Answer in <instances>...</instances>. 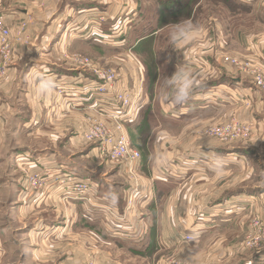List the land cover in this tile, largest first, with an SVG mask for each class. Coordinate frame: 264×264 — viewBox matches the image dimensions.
I'll return each mask as SVG.
<instances>
[{
	"label": "rangeland",
	"instance_id": "374dc122",
	"mask_svg": "<svg viewBox=\"0 0 264 264\" xmlns=\"http://www.w3.org/2000/svg\"><path fill=\"white\" fill-rule=\"evenodd\" d=\"M139 1L143 8V20L152 25V27H155L154 29L160 30V36L155 46L156 49L146 44L152 45L153 41L151 39V41L148 40L145 44H141V46L133 48V50L101 43H98L100 44L98 46L93 45L91 47H85L79 42L77 44L75 43L71 49L66 48L64 51L61 50L59 56H61V61L63 60L64 63L59 65L61 62L59 63L58 61L57 64L68 70L77 71L79 67L75 62V58H88L91 64L95 66L116 70L119 74L120 82L125 87L131 88L133 85H138L137 80L133 79H137L136 77L139 75L140 63L144 74V90L147 93L148 99L152 104H154V100H156V102L157 100H162L164 104H167V101L162 99V94L165 90L169 91V93L171 90L164 89L162 85L164 77L169 76V69L173 66V63L176 65L172 67L174 71H177V69H185L192 72L197 81V86L194 90L201 89L204 83L216 76L217 72L214 69L221 68V64L225 63L227 65H222L227 67L232 75L234 74L247 78L254 87L253 89H256V91L264 96V90L256 87L252 79V74L239 71L238 68L228 61L229 58H233L240 62H250L253 67H257L262 75H264L263 64L231 53V51L238 52V49L234 42V33L230 27L245 24V20L247 21L248 19V8L238 6L235 0ZM27 3H29L27 0H0V18L4 25L8 27V24L3 18L4 15L12 10L25 8ZM260 18L262 19L261 23L264 24V14H260ZM182 21L191 22L193 26V36L186 44L177 50L172 46L170 34L174 30L175 25ZM23 22H26L25 19L21 20L17 27L13 28L14 30L11 33V37L14 36L16 30H18L17 28ZM26 24H28V21ZM8 28L10 29V27ZM208 28L210 29V34L205 31ZM26 29L24 34L26 36L25 43H16L12 41L10 37V50H12L13 57L8 63L6 75L0 83L5 80L8 69L15 62L18 46L30 47L32 42L40 41L42 37L39 35V31L33 38L28 36L26 35ZM202 30L204 34L201 33ZM197 32L199 36H197ZM93 40L96 41V43L101 42V39ZM128 51L132 54H129ZM133 57L139 63L135 62ZM30 59L31 58H29V61ZM210 59L212 61H210ZM25 61L27 64L25 63V65L24 62H21L16 67L17 70L23 71L24 68L25 71L28 68L30 62H27L28 59ZM169 63L172 64L171 67H169ZM206 66H208L207 69H205ZM63 83L64 82H61L58 87H65ZM155 88L157 97L153 98V90ZM57 89L55 90V105L50 103L49 106L52 119L56 115L54 113L56 111L55 109L60 108L61 110L62 108V114L64 115L69 114L73 110L65 111L63 101L58 97ZM241 111L245 113L242 117L243 121L238 114L231 113L229 110L219 112L210 109L207 115V118H209L208 122L205 124H188L187 126L190 129L188 132H197V134L194 133V135H197L196 138L210 142V144H212L211 148L214 149H240L238 153L244 156L243 159L240 160L234 157V160L238 162L230 161V163L226 165L228 167L231 165L230 167L232 168L234 165H239L243 160L245 162L244 165H246L248 169H252L251 162L255 160L261 163L262 175L258 176L260 172L259 169H257V174L255 176L248 175L251 174L252 171L245 173L247 174L245 179L243 178L235 181L234 186H236L228 189V191H242V189L246 188L251 190L253 189L251 187L255 184L256 186H260L261 189H257L259 192L256 193L261 195L262 189H264V108L257 109L254 107V103L252 101L250 103L248 100L237 108V112L241 113ZM81 114V124H79L77 132V136L80 140L79 145L76 146L77 144L75 143L76 145L74 148H66L67 139L64 138L65 142L63 143L62 141L63 145L61 146V152L63 156L70 159L78 154L77 151L81 152L82 159H77V163L79 162L80 164H78L82 166L84 175L81 177L76 175L77 177L75 176L74 178L90 182V180L87 179V177L90 178L88 171L94 172L95 175L93 179H95V183L100 185L98 190L101 195H103V198H106L104 196L107 195V190L112 191L114 196L122 198V209H117L119 213H123L124 206L130 194L131 181L128 176L123 174L122 169H119L115 164L98 156L97 151L94 150L96 145L85 143L82 140V133L88 124V117L96 119L100 117L96 112L89 110H83ZM152 116L150 117V115L146 113L140 120L138 118L139 116H137L126 126L130 145L140 153V160L144 163L151 160L152 157L149 156L154 153L153 150L157 146L156 143L158 142V144H160V137L162 140L168 138L173 139L181 131L185 135L186 131L185 129L182 130L169 127L168 121H165L164 118L163 120L160 119L159 122L160 125H166L167 128L169 127L168 130L164 127H159L157 124L155 126ZM221 119L223 121L220 122ZM231 121L242 123L245 127L241 126L240 128L243 127V133L248 131L247 134L239 139H227L226 141L224 138H219V136L211 137L205 134L207 128H220L222 125L225 126V124ZM184 125L185 124H183V126ZM3 126V137L0 139V264H89V262H93L94 264H105L104 262H106V259H110L114 264H148L150 259H156L158 257H160L159 260L163 261L175 259L184 264H188L184 258L181 259L176 256L179 252V255L183 257L184 254H186V248H189L192 255H195L194 260L191 259L189 261L190 264H202V262L204 263V261L207 262L208 260L207 251L217 246L219 241L218 238L213 240L210 239L209 242L205 241L204 243L201 241L202 235L199 231H190L191 226H188L186 222L183 209L178 210L176 214L179 216L180 223H182H178V226L170 221V216L169 220H167V209H162V223H158L157 227H154L163 237V240L157 239L156 243L161 248L162 252L154 257L156 253H150V251L144 256L145 258L141 260L138 254H134L133 251L130 250L129 247H126L122 243V240L118 238L121 237V235L115 232L113 226L105 220L106 216L104 210L91 209L88 206L86 207L78 203L80 201L65 198L63 192H61L55 184L45 192H31L29 190L26 176L32 172L45 170V166L43 168V165H40L37 161L38 158L42 156L44 151H57V148H59L58 143L59 140H61V135H58L55 131L57 130V124H24L25 128L22 124H18V128L16 129L13 124H4ZM192 127L193 129H191ZM168 146L169 144H166L164 148L168 149ZM22 150H25L27 154H24L23 152L25 151ZM167 151H170V149ZM94 155H96L97 158H95ZM236 156H238V154H236ZM29 160H33V163H30V165ZM152 161L153 160L149 163L151 164ZM26 163H28L29 166H27ZM31 165L33 166L32 168H30ZM180 165L185 168L189 166L190 163L181 162ZM243 168L241 164L239 170L243 172ZM165 170L168 173V169L165 168ZM233 170L237 171V169ZM66 175L72 176L69 174ZM231 177L232 174L226 177L225 175L220 176L223 180L224 178H228L225 179V181L230 180ZM54 179L55 177L51 178V181ZM141 188L142 187L139 186V191L143 190L144 186L143 189ZM142 198L138 201H141ZM246 203L248 202L243 201L241 209L236 210L238 215L235 216V220L230 219L226 225H221L219 229L221 240H224L221 241L220 246L226 249L228 246L231 247V245H233L234 249L236 248L238 251L242 252L237 254L236 258L230 259V264H251L255 262L252 259L253 256L256 255L257 251L263 249L264 246V220L258 214H250L251 209L245 207ZM232 205L233 204H231V206ZM227 207H230V205H227ZM136 209L139 212L140 208H138V205ZM159 209L161 208L158 206L155 211L160 213ZM84 212L87 216L92 215V218L95 216L97 220L99 219L100 225L99 222L96 221V225L94 223L90 224L92 225L91 228L85 219L80 221L79 215L80 213L84 215ZM225 212H228L227 208L223 210L224 214L222 213V215L224 218H228L230 215L225 214ZM64 218V224H67V226L64 225L61 231H56L60 232V235L52 237V234L55 232L53 231L54 229L47 225L44 226V224H48L47 222L61 221ZM73 218L76 224H73L71 228L69 224ZM255 223H257L256 227L253 226ZM151 225L152 221H150V225L138 221L134 227L135 229L144 230V232L150 229V234L155 233L153 229L154 224L152 227ZM118 231L122 232L120 230ZM40 233L45 236V244L35 241L34 243L31 242L30 238H32V235L37 234L38 236ZM185 234H190L193 240L185 242L183 240ZM198 235L201 237L199 238ZM234 236H236L237 242L233 243L232 239ZM204 238H207V236H204ZM250 238L256 240V248L252 249L248 246L247 242H249ZM183 243H188V245H183ZM153 248L154 244H150L148 249L152 250ZM32 250L36 252L34 251L31 253ZM26 251H29V257H27ZM173 252H175V254ZM204 254L206 255L205 257H203Z\"/></svg>",
	"mask_w": 264,
	"mask_h": 264
},
{
	"label": "crops",
	"instance_id": "0c3cea01",
	"mask_svg": "<svg viewBox=\"0 0 264 264\" xmlns=\"http://www.w3.org/2000/svg\"><path fill=\"white\" fill-rule=\"evenodd\" d=\"M27 1H29V3L26 4L27 6L25 8L12 10L4 15L3 18L8 24V27H10L11 32L14 30L13 28L17 27L21 20L25 19L26 22L28 21L26 35L33 38L39 31V35L42 37L40 41L32 42L30 47L18 46L15 62L8 69L5 80L0 83V139L3 137L4 124H13L15 125V129L18 128V124H22L23 127L24 124H57V130L55 131L58 135H61V140H59L58 143L59 148H57V151H44L37 161L40 165H43V168L45 166V170L48 169L60 175L69 174L73 177L76 175L81 177L84 175L82 171L83 168L79 165V162V164L77 163V159H82V153L77 151L78 154L70 159L63 156L61 146L65 142L64 138L67 139L66 148L72 149L76 144V146L79 145L80 140L77 136V132L79 124H81V112L83 110L75 108L69 114L64 115L62 114V108L61 110L60 108L55 109V112L52 108V111L56 114L52 119L49 106L50 103L55 105L56 93L54 91V94L50 97L41 96L37 98L34 92V84L30 83L33 74L40 72L51 76L57 82L58 86L61 82H64L63 84H65V87H77L79 84H82L84 79H89L90 74L81 70L71 71L59 66L64 63L63 60L61 61V56H59L61 50L64 51L66 48L71 49L75 43L77 44L79 42L85 47H91L93 45L98 46L100 45L98 43H101L133 50V48L145 44L148 40L153 41L152 45L146 44L149 45V47L152 46L155 48L157 39L160 36V30L154 29L155 27H152V25L143 20V8L139 0ZM242 3H244V6L241 7L248 8L249 10L248 19L247 21L245 20V24L230 27L234 33V42L238 49V52L231 51V53L243 58H249L250 60L264 65V24L261 23L262 19L260 18V14H264V0H251ZM127 10L130 11L128 15H126ZM124 17L128 18V22L125 24L123 21V28L127 27V31L124 36L125 43L122 46L105 41L96 43V41L89 36V33L96 32L95 30L97 28L104 33L110 31V27L113 25L115 19ZM100 18H102L103 21H99ZM202 31L201 33L204 34V31ZM205 31L210 34L209 28ZM197 36H199L198 32ZM29 58H31L30 61ZM26 59H28L27 62H30L28 68L25 71L23 68L24 72L17 70L16 67L21 62L25 64ZM58 61L59 63L61 62V64L58 65ZM210 61L212 60L210 59ZM222 64L227 65L225 63ZM222 64L221 68L215 67L216 69H214L217 75L204 83L201 89L194 90V88L188 101L182 105H172L169 102L164 104L162 100H157V102L154 100V104H152L144 90L143 69L141 75L139 73L136 77L137 79H133L137 80L138 85H133L131 88L127 87V89L133 91H137L139 88L141 89L142 104L137 112H135L131 122L137 116H139L138 118L140 120L148 113L150 117L153 115L152 118L155 126L157 124L159 127H164L167 130L169 127L186 130L185 135L181 131L173 139L168 138L162 140L160 137V144H158V142L156 143L157 146L153 150L154 153L149 156L152 157L151 160H153L151 164L149 163L151 160L146 163L139 160V162L136 163L139 185L142 187L141 189H143L144 186V191L140 190L141 194L143 193L141 198H143L137 204L138 208H140V210L138 209L140 222L150 225V221H152V225L154 224L153 229L155 230L154 227H157L158 223H162V209H167V220H169L170 216V221L178 226V223H182H180L179 216L176 214L178 210L183 209L186 222L188 226H191L190 231H199L202 235L201 241L205 243V241L209 242L210 239H219L217 246L207 251L208 260L207 262H202V264H230V259H234V257H237V254L242 253L236 248L234 249L233 245H231V247L228 246L226 249L220 246L221 241L224 240H221L219 229L221 225H226L230 219L235 220V216L238 215L236 210L241 209L243 201L248 202L245 204V207L251 209L250 214H258L264 220V189H262L261 195L256 193L259 192L257 189L261 188L255 184L251 187L253 188L251 190L246 188L242 189V191H228L229 188L236 186H234L235 181L247 177L245 173L252 171V173L248 175L255 176L257 174V169H259L260 172L258 176L262 175L261 163L255 160L251 162L252 169H248V167L244 165L245 162L243 160L239 165H234L232 168L230 167L231 165L229 166L230 168L225 166L222 174L217 175L207 166L209 158L220 155L228 161H235L237 163L238 161L234 160V157L240 160L244 157L238 153L240 149H214L211 148L212 144H210V142L197 139V135H194V133L197 134V132H188V130H190L187 126L188 124H205L208 122L209 118H207V115L210 109L219 112L229 110L231 113L238 114L243 121L242 117L245 113L243 111H241V113L237 112V108L244 102L249 100L250 103L251 101L254 103L255 108H264V96L256 91V89H253L254 87L250 81L243 76L232 75L227 67ZM168 65L171 67L172 64L169 63ZM174 65L173 63L172 67H174ZM172 67L169 69L168 77H171L176 72ZM207 67L208 66H206L205 69H207ZM140 80H142L141 85ZM156 93L155 88L153 90V98L157 97ZM163 118L165 121H168V128L166 125H160L159 120H163ZM221 121L223 120L221 119L220 122ZM183 124L185 125L183 126ZM191 129H193V127ZM166 144H169L168 149H170V151L164 148ZM23 153L27 154L26 151ZM233 153L238 154V156ZM94 157L97 158L96 155H94ZM32 161L29 160V165L33 163ZM181 162H189L190 165L183 168V166L180 165ZM26 164L29 166L28 163ZM241 164L244 167L242 169L243 172L239 170ZM32 167L31 165L30 168ZM118 167L122 169L120 166ZM246 167L247 170L245 171ZM165 168L168 169V173ZM233 169H237V171ZM88 173L90 178L87 177V179L90 180L93 185L87 196L88 202L80 201L78 203L86 207L88 206L91 209H100L109 205L117 206L119 210L122 209V198L114 196L112 194L113 192L110 190H107L108 193L104 196L106 198H103V195H101L98 190L100 185L95 183L96 181L93 179L95 175L94 172L88 171ZM123 174L127 176L124 172ZM231 174L232 177L228 181H225V179L228 178H224V180L220 178L221 175H225L226 177ZM231 204L233 205L231 206ZM227 205H230V207H227ZM158 206L161 208L159 209L160 213L155 211ZM225 208L228 210L225 214L230 215L228 218H224L222 215ZM84 219L89 225L91 223L96 225V221L99 222L100 225V220H97L95 216L92 218V215L87 216L85 212L84 215L80 213L79 220L81 221ZM64 222L65 218L61 221L47 222L48 224H44V226L47 225L54 229L53 231L55 232L52 234V237H54L60 235V232L56 231H61L64 225L67 226ZM73 224H76L74 218L69 224L71 228ZM89 227L92 228V225ZM139 230L140 229H135L133 232L134 235L129 234L130 237L118 238L121 239L122 243L126 247H129L134 254H138L141 260L145 258L144 256L150 251V253H156L154 257L161 253V248L156 244L157 239L163 240L161 233L159 234L156 229L155 233L150 234V229L149 231L147 229V232H145L139 240H131V236L134 237ZM204 236H207V238H204ZM200 237L201 236H199V238ZM30 239L33 243L35 241L44 244L46 240L45 236L41 233L38 236L37 234L32 235ZM232 241L233 243L237 242L236 236H234ZM150 244H154L152 250L148 249ZM183 245H188V243H183ZM34 251L35 250H32L31 253ZM25 253L27 257H29V251ZM173 253L175 254V252ZM185 253L183 257L179 255V252L176 256L181 259L184 258L186 263L190 264L189 261L191 259L194 260L195 255H192L189 248L185 249ZM205 256L204 254L203 257ZM159 259L160 257L150 259L148 264H150V262L151 264H155ZM252 259L255 262L251 264H264V246L263 249L257 251ZM104 263L114 264L110 259H106ZM156 264H165V262L159 260Z\"/></svg>",
	"mask_w": 264,
	"mask_h": 264
},
{
	"label": "built area",
	"instance_id": "2783aa9c",
	"mask_svg": "<svg viewBox=\"0 0 264 264\" xmlns=\"http://www.w3.org/2000/svg\"><path fill=\"white\" fill-rule=\"evenodd\" d=\"M240 2H249L251 0H239ZM126 11V15L129 14ZM128 18L115 19L110 31L104 33L100 29H96L94 33H89L93 39H101V42H110L122 46L124 36L126 35ZM99 21H103L102 18ZM26 22H23L11 37V30L4 25L0 18V81L6 75V68L13 57L10 50V37L16 43H25ZM108 43V44H110ZM129 54H132L128 51ZM131 57V56H130ZM133 60L138 62L134 57ZM229 63L238 68L241 72H249L253 76L254 83L257 88L264 90V75L257 67H253L250 62H240L237 59L229 58ZM75 62L79 67L78 70L88 72L89 79H84L82 84L77 87H58V97L63 101L65 111L71 109L89 110L96 112L99 119L88 117L87 127L82 133V140L85 143L96 145L95 150L99 157L108 160L109 162L120 166L123 172L131 181L130 194L124 206L123 213L118 212L117 206H107L100 208L105 211V220L113 226L115 232L121 237H130L135 231L134 225L140 221L136 206L142 194L139 191V179L136 171V163L140 160V153L131 147L126 126L131 122L135 112L142 104L141 89L133 91L127 89L119 80V74L116 70L98 67L89 61L88 58H75ZM139 63V62H138ZM142 68L139 63V73L141 75ZM142 80H140V85ZM65 97V99H64ZM103 118V120H102ZM242 123L231 121L228 124L222 125L220 128H207L205 134L207 136H215L224 138L226 141L239 139L247 134L243 133ZM55 177L53 181L51 178ZM159 177V176H157ZM29 190L32 192H45L53 184L58 186V189L63 192L65 198L74 201H86L92 185L87 180H77L72 176L60 175L48 169L38 172H32L26 176ZM257 226V223L253 225ZM259 229V228H258ZM117 230V231H116ZM118 230L122 231L119 232ZM145 234L144 230L136 232L135 236H131V240H139ZM134 235V234H133ZM185 242L193 240L190 234H185L183 237ZM248 246L256 248V240L250 238ZM165 264H184L175 259L164 261ZM89 264H94L89 262Z\"/></svg>",
	"mask_w": 264,
	"mask_h": 264
},
{
	"label": "clouds",
	"instance_id": "9594fccd",
	"mask_svg": "<svg viewBox=\"0 0 264 264\" xmlns=\"http://www.w3.org/2000/svg\"><path fill=\"white\" fill-rule=\"evenodd\" d=\"M192 24L189 21H182L175 25L170 34L172 46L179 50L192 38ZM30 83L34 84V92L37 98L41 96L50 97L58 87L57 82L51 76L36 72L32 76ZM197 86V81L190 70L177 69L171 77H164L162 87L165 90L162 99L172 105H182L188 101L193 89ZM230 163L226 158L215 155L209 158L207 166L217 175L222 174L225 166Z\"/></svg>",
	"mask_w": 264,
	"mask_h": 264
},
{
	"label": "trees",
	"instance_id": "16d2710c",
	"mask_svg": "<svg viewBox=\"0 0 264 264\" xmlns=\"http://www.w3.org/2000/svg\"><path fill=\"white\" fill-rule=\"evenodd\" d=\"M238 3V6H244V3L240 2L239 0H235Z\"/></svg>",
	"mask_w": 264,
	"mask_h": 264
}]
</instances>
